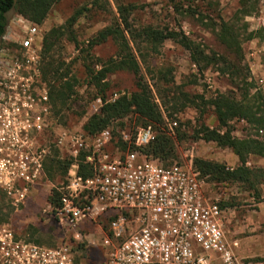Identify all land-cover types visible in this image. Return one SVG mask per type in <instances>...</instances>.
I'll return each mask as SVG.
<instances>
[{
  "label": "built area",
  "instance_id": "obj_1",
  "mask_svg": "<svg viewBox=\"0 0 264 264\" xmlns=\"http://www.w3.org/2000/svg\"><path fill=\"white\" fill-rule=\"evenodd\" d=\"M19 17L18 46L0 54V195L6 202L25 206L47 183V157L63 149L74 160L64 181L52 186L58 203L47 201L42 215L71 231L74 240L82 221L107 218L102 264H245L226 236L223 209L205 195V178L192 165H163L139 150L155 136L151 125L122 134L125 153L108 147L109 128L94 135L58 132L39 67L41 26ZM97 102L102 105L101 98ZM80 151L90 176L78 173ZM74 248L69 238L52 246L28 241L9 222L0 223V264H82Z\"/></svg>",
  "mask_w": 264,
  "mask_h": 264
},
{
  "label": "rangeland",
  "instance_id": "obj_2",
  "mask_svg": "<svg viewBox=\"0 0 264 264\" xmlns=\"http://www.w3.org/2000/svg\"><path fill=\"white\" fill-rule=\"evenodd\" d=\"M117 3L133 4L130 20L136 27L153 25L157 27L181 28L194 41L203 45L206 51H215L234 61L242 74L247 76L253 86L251 92L259 91L264 97V0H59L49 11L45 20L40 24V65L42 60L43 36L51 27L64 24L65 20L75 9L82 8L83 12L73 26L71 35H64L55 50L58 64L74 75L78 82L68 107L58 112V132L60 130L84 131L83 123L101 104L100 98L93 85L88 83L87 68L98 69L101 61L116 57L117 46L108 39L105 42L88 47V39L97 30L113 24L118 17ZM21 16L13 11L9 12V21L3 37L0 39V54L13 53L12 45L18 46L17 27ZM233 25L242 39L243 57L240 63L229 52L217 37L216 22L219 19ZM253 37L248 39V35ZM172 67L174 85H181L182 89L191 94H202L205 98L217 93H233L239 97L243 90L235 85L227 73L219 71L220 64L208 66L199 70L191 61L189 52L179 44L165 40L157 54H150L146 62L142 63V72L145 79L154 88L155 73L158 68ZM41 71V68H40ZM241 77L237 80L240 82ZM109 87L106 98H116L123 93H131L136 89V77L127 70H118L107 75ZM155 97H157L155 95ZM157 101L159 99L157 98ZM168 119L167 131L172 133L169 125L176 120V126H181L187 133L183 140L175 139L176 156L163 165L179 163L192 165L195 157L215 160L225 163L229 167L239 164L236 155L230 148L220 147L213 141L193 139L192 131L203 122L209 127L217 126L213 108L205 105L201 108L186 106ZM232 134L243 137L254 135V130L243 120L234 119L231 122ZM141 126L134 114H128L120 120L114 121L110 127L111 138L109 148L125 153L127 145H121L122 134L133 135L135 128ZM261 135V136H260ZM260 138L264 137L260 132ZM88 142H90L88 140ZM59 155L66 157L65 150L59 149ZM247 165L264 168V158L249 155ZM65 179V177H64ZM63 179L48 180L45 187L34 193L37 198L18 209L11 207L0 195V223L9 222L13 229L24 239H39L43 245L52 242L55 245L63 239L69 238L73 245L75 260L82 264H102L106 258V250L102 245V232L108 233L109 220L98 216L93 222L84 220L80 223V238L73 239L72 232L61 229L56 222L42 215L47 209V197L53 184L58 185ZM260 198L256 199L254 192L248 190L238 182H213L205 179V195L217 199L218 203H227L223 207V224L226 236L230 241H237L234 248L237 256L245 264H264V185H260ZM5 219V220H1ZM94 223V224H93ZM98 223L101 230L95 225ZM33 242V241H32ZM260 259V260H259Z\"/></svg>",
  "mask_w": 264,
  "mask_h": 264
},
{
  "label": "trees",
  "instance_id": "obj_3",
  "mask_svg": "<svg viewBox=\"0 0 264 264\" xmlns=\"http://www.w3.org/2000/svg\"><path fill=\"white\" fill-rule=\"evenodd\" d=\"M58 1L0 0V39L6 31L9 12L13 11L30 22L41 24L52 6ZM98 2L99 0H94V3ZM135 8V5L130 3H117L118 17L115 22L97 30L88 39L89 48L111 39L115 42L117 51L116 57L101 61L98 69L87 68L88 83L96 89L97 95L102 100V105L98 112L92 113L83 123V130L89 135H94L102 129L110 127L114 121L120 120L128 114H134L141 126L151 125L155 130L153 140L148 145L139 147V150L150 158L166 161L176 156L175 139L187 138V133L181 129V126H174L172 133H169L167 131L168 119H174L173 115L186 106L202 109L203 106L210 105L213 108L217 126L209 127L201 122L193 129L191 136L196 140L213 141L220 147L230 148L236 155L239 164L229 167L219 161L195 157L192 160V167L199 172L200 177H204L208 181L241 183L246 189L252 190L256 199H259V186L264 185V168L249 166L247 161L251 154L264 158V137L258 136L260 132L264 136V97L259 91H250L253 86L252 82L247 81V76L242 74L241 68H238L234 61L215 51H206L201 43L191 39L181 28L153 25L134 26L130 17ZM82 12L81 7L75 9L64 24L51 27L43 36L41 76L46 82L49 103L54 115L69 106L76 94L75 85L78 82L74 75H69V71L58 64L55 50L64 35H71L73 26ZM215 25H217V37L234 55L237 63H240L243 57L240 33L235 30L233 25L221 18ZM252 37L253 33H250L247 38L251 39ZM165 40H171L188 51L191 61L200 71L208 66L220 64L219 71L223 74L227 73L243 92L239 97L228 92L217 93L209 98H205L202 94H191L183 90L181 85H174L172 67L154 70V90L145 79L142 63L146 62L148 55L157 54ZM118 70H127L134 74L136 89L129 94L123 93L110 100L106 98V91L109 87L106 78L108 74ZM239 77H241V83L236 80ZM234 119L246 122L250 129L254 130V135L234 136L230 123ZM119 142L121 145H125L120 139ZM73 160V157H61L59 151L58 156L57 152L49 155L45 162L47 179L53 181L59 177L64 180L67 169ZM76 160L78 173L83 177L90 176L92 168L89 163L84 161V151L79 152ZM47 201L51 204L58 203L59 192L55 188L50 189ZM219 206L226 207L227 203H219ZM26 240L31 241L30 238ZM32 241L37 244L43 242L39 239ZM49 245L52 246L53 243L49 242Z\"/></svg>",
  "mask_w": 264,
  "mask_h": 264
},
{
  "label": "crops",
  "instance_id": "obj_4",
  "mask_svg": "<svg viewBox=\"0 0 264 264\" xmlns=\"http://www.w3.org/2000/svg\"><path fill=\"white\" fill-rule=\"evenodd\" d=\"M38 195H39V194H38ZM38 195L33 194V196L31 197L30 200H35V198H37L36 196H38ZM234 242L237 244V241H236V240H234ZM56 244H58V242H57ZM56 244H55V245H56Z\"/></svg>",
  "mask_w": 264,
  "mask_h": 264
},
{
  "label": "flooded vegetation",
  "instance_id": "obj_5",
  "mask_svg": "<svg viewBox=\"0 0 264 264\" xmlns=\"http://www.w3.org/2000/svg\"><path fill=\"white\" fill-rule=\"evenodd\" d=\"M3 83H0V89H2L3 88ZM55 116H56V119L58 120V114H55ZM0 123H1V118H0Z\"/></svg>",
  "mask_w": 264,
  "mask_h": 264
}]
</instances>
